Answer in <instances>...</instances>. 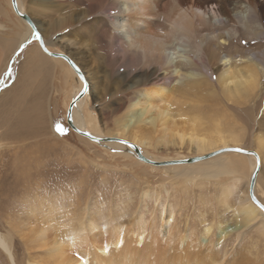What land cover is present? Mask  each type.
Listing matches in <instances>:
<instances>
[{
    "label": "rangeland",
    "instance_id": "obj_1",
    "mask_svg": "<svg viewBox=\"0 0 264 264\" xmlns=\"http://www.w3.org/2000/svg\"><path fill=\"white\" fill-rule=\"evenodd\" d=\"M30 1L21 0L25 11L34 20H39L36 21L39 33L48 43V49L67 54L84 75L91 74L88 77L89 97L84 105L88 130L102 135L99 138L119 137L130 142V137L118 135V124L125 115L124 104L137 93V88H126L131 81L125 70H131L133 63L127 61L124 71L119 68V73L113 72L110 59L115 55L121 58V53L110 44L109 33L100 35L96 30L99 24L90 22L101 7L104 8L106 0H57L59 5H53L39 15L32 9L33 3ZM10 5V1L0 0V122L3 124L0 132H4L5 127L10 129V122H21L16 125V131L23 132V136L18 142H15V138L2 139L7 144L6 149L18 152L14 156H10L11 152H5L2 157L5 160L10 158L11 161L9 165L0 167V170H4L0 172L1 232H8L6 218L13 221L23 210H27L30 203L40 200L44 204H47V200L56 204L51 214H55L59 232L74 227H81L85 232L88 221L103 225L108 217H111V225L120 222L129 228L135 226L138 230L157 231L160 229V209L164 207L172 212L170 217L164 212L163 218L166 223L169 222L173 235L188 239L195 235L205 236L213 242L212 249L219 252L221 258H235L237 264H264V236L252 227L240 222L238 230L233 229L219 242L223 235L220 230L230 228L239 220L235 215L237 193L245 189L248 176L246 168L239 170L243 182L237 184L225 201H220L221 187L230 183L237 173L234 164L227 165L228 155L190 167L171 166L174 160L193 157L194 150L171 145L154 147L156 143L151 141L153 146H144L142 154L148 159L164 161L163 165L158 166L141 161L131 147L119 151L76 133L66 117L67 103L77 87L75 75L69 74L64 60L57 61L42 51L37 37L25 43L20 50L14 49L25 23L17 18ZM84 9L88 10V17L83 16ZM63 18L66 20L63 21ZM73 33L78 35L72 37ZM255 41L253 39L249 47L244 48V54L230 57L225 67L235 64L242 66L246 57L240 61L239 56L249 55L247 49H252L250 46ZM261 47L264 48V43ZM33 49L40 54L41 57L37 59L41 62L35 58ZM8 50H12V54L6 66H3ZM141 66L144 72L145 68ZM223 66L222 61L218 60L214 68L222 69ZM260 69L257 87L252 94L248 97H232L236 99L230 100L221 94L217 81L207 74L214 85L211 88L214 94L210 100L201 103L200 108L207 113L205 116L221 118L226 131L241 138L239 144H230L228 147L255 151L259 150L258 136L264 139L262 64ZM39 84L46 88L42 107L39 106ZM57 124L65 131H58ZM145 126L153 128L148 122H145ZM229 151L227 147L219 146L207 153L206 158L224 155ZM261 154L262 163L255 172L259 171L256 178L257 198L264 205V148ZM239 163L244 164L245 160L241 159ZM170 166L173 168H167ZM29 179L37 184H32ZM248 186L249 180L247 192ZM12 208L15 210L12 211ZM46 212L50 213L48 210ZM209 226L210 232L206 234L205 228ZM10 233L14 242L16 236L12 231ZM52 237L56 238L55 235ZM16 252L22 258L23 249L17 247ZM204 259L208 263L211 261L207 257Z\"/></svg>",
    "mask_w": 264,
    "mask_h": 264
},
{
    "label": "bare ground",
    "instance_id": "obj_2",
    "mask_svg": "<svg viewBox=\"0 0 264 264\" xmlns=\"http://www.w3.org/2000/svg\"><path fill=\"white\" fill-rule=\"evenodd\" d=\"M31 1L32 9H35L37 15L53 5H59L56 3L57 0ZM16 3L19 12L28 14L21 0H16ZM105 3L104 8L101 7L90 22L99 24L96 30L100 35L109 33L110 44L121 53L119 54L121 58L118 55L110 57L113 72L119 73L121 71L119 68L124 71V64L127 61L133 63L131 70H125L126 74L129 73L127 75L131 81L129 86L125 87L137 88V93L124 104L125 115L118 124V135L130 137V142L105 140L100 143L115 147L119 151L131 147L136 157H138L137 150L143 155L144 146H153L151 141L156 143L154 147L171 145L193 149L195 153L193 157L174 160L171 166L177 167L205 164L228 155L227 165L234 164L237 173L230 183L221 187L220 201H225L237 188V184L243 182L241 176L239 177L240 168H246L248 176L245 180V189L237 193L235 215L240 221L237 220L235 225H230V228L225 227L220 230L223 235L219 242L233 229L238 230L240 222L264 236V208L252 200L253 197L262 204L257 198L256 180L258 179L256 178L259 171L255 172V169L262 163L261 151L264 148V139L258 136L260 151L244 148L251 152L241 153L231 148L224 155L218 154L206 158L207 153L212 149L219 146L229 148L230 144H239L241 138L227 132L221 118L205 116L207 113L200 108V104L210 100L214 94L212 90L214 85L211 84L207 74L217 81L221 94L227 100L240 96L248 97L257 87L260 64L264 66V48L261 47L264 43V0H106ZM85 10L83 16L88 17V10ZM17 18L25 23L14 47L20 50L25 43L35 38V31L26 20ZM77 18L82 21L81 17L77 16ZM32 19L39 33V25L37 26L36 23L39 20L37 18L34 20L33 17ZM65 20L66 18H63V21ZM77 35L73 33L72 37ZM253 39L256 40L253 46H250L253 48L247 49L249 55L239 56L240 61L242 57H246L243 65L225 67L230 57L244 54V48L249 47ZM42 41L48 49L46 46L48 43L44 39ZM38 45L40 46L39 43ZM40 49L44 51L41 46ZM8 51L3 66H6L8 57L12 54V50ZM33 52L36 59L41 57L37 51ZM60 53L67 56L83 75L82 79L73 66L62 57L48 54L57 61L64 60L69 74L75 75L77 87L73 90L66 106L68 108L73 102L70 121L76 128L102 137L88 130V118L84 114V105L89 97L88 77H91V74L84 75L73 58L58 52ZM218 60L224 64L222 69L214 68ZM141 64L145 68L144 72ZM38 87L40 88L39 106L42 107L46 88L43 84H39ZM213 111L214 109L211 112ZM145 122L150 123L153 128L145 126ZM20 124L22 123L10 122V129L5 127L4 132H0V167L9 165L11 161L10 158H6L8 160L2 158L5 152L7 154L11 152L10 156L18 152H13L14 149H6L7 144L3 143L2 139L15 138L17 139L15 142L20 141L23 132L16 131L18 129L16 125ZM1 127L3 124L0 122ZM241 159L245 160L244 164L239 163ZM150 161V164L158 166L164 163L153 159ZM171 166L167 168H173ZM253 176L254 184L250 192V180ZM29 181L34 185L37 184L32 179ZM34 197L37 198L38 195L35 194ZM43 198L47 199V197ZM46 202L47 204L42 200L32 202L27 210H23L13 221L5 219L8 232L2 233L0 230L2 264L6 261L9 264H237L234 262L235 258L227 256L221 258L219 252L212 249L213 242L205 236L195 235L188 239L173 235L169 229V222L166 223L163 218L164 212L167 216H171V209L164 207L160 209V229L157 231L138 230L135 226L129 228L120 222L111 225L109 224L111 217H108L103 221V225L88 221L85 232L81 227L59 232L55 224V214H51L52 207L56 204H52L49 200ZM43 207H46L45 210L50 213L43 210ZM14 210L12 208V211ZM11 231L16 236L14 242ZM205 232L206 234L210 232V226L205 228ZM53 235L56 238H53ZM17 247L23 249L22 258L17 255ZM205 257L210 258L211 261L208 263Z\"/></svg>",
    "mask_w": 264,
    "mask_h": 264
},
{
    "label": "water",
    "instance_id": "obj_3",
    "mask_svg": "<svg viewBox=\"0 0 264 264\" xmlns=\"http://www.w3.org/2000/svg\"><path fill=\"white\" fill-rule=\"evenodd\" d=\"M10 3H11V6L14 10V12L16 13V15L24 20H26V22L31 26L32 30L35 31V37H37V40L41 46V48L47 52L48 54H50L51 56H59V57H62L63 59H65L70 65L73 66L74 70L80 75V77L83 79V75L79 72L78 68L74 65V63L65 55L63 54H58V52H53V51H49L48 49H46V47L44 46L43 44V41H42V37L40 36V34L36 31L37 29L35 28L34 26V21L32 19V17H30L28 14H26L25 12L21 13L18 11V7H17V3H16V0H10ZM73 102L70 103V105H68L69 107L67 108V112H66V117H67V121L70 125V127L78 134L82 135V136H85L87 138H89L90 140L94 141V142H101V141H105V140H117V141H120V142H125L127 143L126 141L124 140H120L118 138H110V137H103V138H99L98 136H94L88 132H85V131H82L78 128H76L72 122L70 121V114H71V111H72V105ZM133 146V145H132ZM231 148H233V150L237 151V149H240V151L238 152H241V153H247V152H251L250 150H246L244 148H240V147H229L228 150H231ZM138 158L143 160L144 162H147V163H150L151 159H148L146 158L144 155H141L140 154V151H138ZM255 174V172L253 173ZM253 184H254V176L251 178L250 180V192H252V188H253ZM252 200L257 202V204L259 206H263L262 204H260L255 198L252 197Z\"/></svg>",
    "mask_w": 264,
    "mask_h": 264
},
{
    "label": "snow or ice",
    "instance_id": "obj_4",
    "mask_svg": "<svg viewBox=\"0 0 264 264\" xmlns=\"http://www.w3.org/2000/svg\"><path fill=\"white\" fill-rule=\"evenodd\" d=\"M56 129L58 131H60V132H64L65 131V129H63V127L60 124H57L56 125ZM237 151H240V149H237ZM262 208H264V206H262Z\"/></svg>",
    "mask_w": 264,
    "mask_h": 264
}]
</instances>
